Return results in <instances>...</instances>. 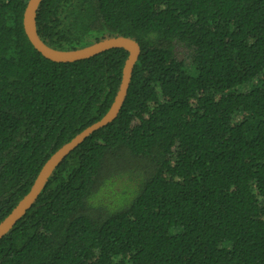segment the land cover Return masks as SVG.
I'll return each mask as SVG.
<instances>
[{
  "label": "trees",
  "instance_id": "1",
  "mask_svg": "<svg viewBox=\"0 0 264 264\" xmlns=\"http://www.w3.org/2000/svg\"><path fill=\"white\" fill-rule=\"evenodd\" d=\"M27 1L0 0V222L108 112L129 56L46 58ZM36 22L54 48L127 36L141 54L117 118L55 167L0 264H264V0H42ZM126 172L142 176L128 206L92 202Z\"/></svg>",
  "mask_w": 264,
  "mask_h": 264
},
{
  "label": "water",
  "instance_id": "2",
  "mask_svg": "<svg viewBox=\"0 0 264 264\" xmlns=\"http://www.w3.org/2000/svg\"><path fill=\"white\" fill-rule=\"evenodd\" d=\"M42 0H28L24 14L23 26L32 45L46 58L57 62H73L87 59L112 48H126L129 56L125 61L120 88L108 112L99 120L91 123L75 137L55 151L42 165L29 192L17 203L13 210L0 222V239L8 233L33 205L45 186L55 167L78 147L90 134L114 121L124 105L130 88L133 71L141 54L139 42L127 36H115L94 42L78 49H58L48 45L39 36L36 15Z\"/></svg>",
  "mask_w": 264,
  "mask_h": 264
},
{
  "label": "rangeland",
  "instance_id": "3",
  "mask_svg": "<svg viewBox=\"0 0 264 264\" xmlns=\"http://www.w3.org/2000/svg\"><path fill=\"white\" fill-rule=\"evenodd\" d=\"M243 89V88H242ZM137 175L142 176L136 172L122 173L116 175L104 188L101 189V198H98V194L93 196V203H102L111 208L128 206L136 192L139 190V181ZM102 200V201H101ZM104 201V202H103Z\"/></svg>",
  "mask_w": 264,
  "mask_h": 264
}]
</instances>
